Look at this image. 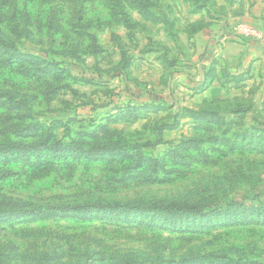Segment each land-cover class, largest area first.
I'll use <instances>...</instances> for the list:
<instances>
[{
    "label": "rangeland",
    "instance_id": "374dc122",
    "mask_svg": "<svg viewBox=\"0 0 264 264\" xmlns=\"http://www.w3.org/2000/svg\"><path fill=\"white\" fill-rule=\"evenodd\" d=\"M16 7L29 24L2 29L43 82L0 79L29 103L18 113L0 98V149L45 137L62 148L1 150L0 202L121 206L4 214L0 264L55 253L64 264H115L122 253L147 264H217L225 253L223 264H264V0L0 1L5 14ZM239 24L256 34H237ZM37 125L52 138L18 136ZM153 201L200 213L133 208Z\"/></svg>",
    "mask_w": 264,
    "mask_h": 264
},
{
    "label": "trees",
    "instance_id": "16d2710c",
    "mask_svg": "<svg viewBox=\"0 0 264 264\" xmlns=\"http://www.w3.org/2000/svg\"><path fill=\"white\" fill-rule=\"evenodd\" d=\"M0 1H5V0H0ZM32 1V0H30ZM42 1L44 4L53 1V0H39ZM0 79L3 80V83L6 82H13L14 85H16V80L19 79V77L22 78L24 77H29V79H34L35 81H38L39 83H42V77L40 75H37L34 71H32L31 67L36 65L37 62L35 59H33V55H25L17 51L15 45L10 43L8 41L9 37L8 34L3 31L2 27L6 29L4 26L5 23H11V28L10 32L12 35H19L20 31L18 30L19 25L18 21L22 20V17L24 18V21L29 24V21L27 19L28 15H24V11L20 8L16 9H11L10 12L6 13L4 11L0 12ZM39 29L43 28V24H39ZM4 52H10L12 54V59L9 61H6L3 59V56L1 53ZM18 59H21L23 62H31L28 64L24 63H19ZM32 60V61H31ZM36 62V63H35ZM45 68V67H44ZM46 70V69H45ZM37 79V80H36ZM32 81V80H31ZM0 98L5 99L9 107L11 108L12 111L20 112L23 110L29 103L26 101L25 96L22 95H17L13 92H10L9 90H1L0 89ZM43 125H37L36 127L30 126L28 129L24 130L25 132H29L32 130V133H28V135L24 134V131H21L18 136H29L30 134L35 135L36 132L41 133V138L45 136V134H49L47 136L49 138H52L50 132L46 129H43ZM58 141L55 142H47L46 137L45 140L42 139L41 142H36L34 144H20V143H9L8 145H5L3 149L5 152H14L15 154H27V153H41V152H46L50 153L52 150H57V148H62V147H57L56 145L58 144ZM63 170L64 168L61 167ZM7 175H4L1 179L3 180ZM0 202V218H4V214L10 213H15L16 215H23V214H45L47 212L48 215L44 216H59L61 217H68L70 212H77V211H82V210H87V208H93L95 209L96 207L100 206L102 209H111L113 210L114 207H120L121 205L117 202L114 201H101L99 200L98 203H95L93 205H90L88 203V200L85 201H76V202H69V203H64L60 205H51L49 208L45 207L46 209H40L37 206L33 207H26L25 203H22L21 200H15L17 202L15 203H7L5 202V199L1 198ZM166 203V202H165ZM164 201H153V202H148V203H143V202H137L133 205V208L135 209H140L145 212H154L157 211L158 209H162L165 211L166 216L165 217H171L176 214H182L184 212L189 213V214H196L200 213V210L197 209L194 205L190 206H183L177 202L171 201L167 202L166 205H163ZM26 210V211H24ZM31 210L29 213L28 211ZM162 217V216H161ZM164 219V218H163ZM162 219V220H163ZM206 255H197L193 257L196 261H199V264H206V259L208 257H205ZM63 256H59V254H53V255H46L43 258H39L37 264H64L62 262ZM211 258V256H210ZM213 259L217 260H222V263H217V264H223V260L227 261V253L223 254L221 257L220 256H212ZM166 264H177L174 260H171L169 258H165ZM162 259V260H165ZM115 264H147L146 260H141L140 255L138 256L135 253L132 254H119L117 256H114L113 259ZM187 260V259H185ZM189 260H191L189 258ZM108 261V260H107ZM232 262V261H229ZM65 264H79V263H72L66 261ZM214 264V263H213Z\"/></svg>",
    "mask_w": 264,
    "mask_h": 264
},
{
    "label": "built area",
    "instance_id": "2783aa9c",
    "mask_svg": "<svg viewBox=\"0 0 264 264\" xmlns=\"http://www.w3.org/2000/svg\"><path fill=\"white\" fill-rule=\"evenodd\" d=\"M234 31L237 34H243L247 36H254L256 34L255 31L251 27L244 25V24H239L235 26Z\"/></svg>",
    "mask_w": 264,
    "mask_h": 264
}]
</instances>
